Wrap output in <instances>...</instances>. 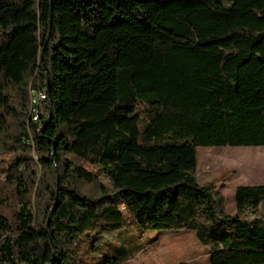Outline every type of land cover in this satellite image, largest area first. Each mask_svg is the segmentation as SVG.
<instances>
[{"label": "trees", "instance_id": "obj_1", "mask_svg": "<svg viewBox=\"0 0 264 264\" xmlns=\"http://www.w3.org/2000/svg\"><path fill=\"white\" fill-rule=\"evenodd\" d=\"M94 16L95 30L134 31L110 73ZM133 137L141 171L176 176L120 180ZM244 146H264V0H0V155H13L0 161V264H131L94 262L127 225L116 201L141 230L193 231L211 264H264V184L237 185L229 213L215 182L165 158Z\"/></svg>", "mask_w": 264, "mask_h": 264}, {"label": "rangeland", "instance_id": "obj_2", "mask_svg": "<svg viewBox=\"0 0 264 264\" xmlns=\"http://www.w3.org/2000/svg\"><path fill=\"white\" fill-rule=\"evenodd\" d=\"M92 34L87 36L94 42L97 50L106 54L108 73L122 64V42L134 31L107 33L98 28V19L93 17ZM124 30H135L125 27ZM132 134H136L135 126H130ZM133 144L134 146L133 148ZM132 146V148H131ZM135 147L140 148L134 137L131 139L128 154L120 158V180H128L138 184L157 183L164 179L176 176V170L166 175L153 172H143L136 160L141 155L135 152ZM141 149V148H140ZM179 150V151H177ZM180 152L184 163L195 170L199 184L215 182L217 188L225 196V208L229 213L235 211V187L246 184H264V146L244 147H197L179 148L168 150L165 158L168 159L173 152ZM125 154L126 152L121 151ZM148 151L143 150L146 157ZM120 155V154H118ZM12 154L0 155L3 164L12 159ZM127 159V162L125 161ZM87 169H93L91 165L84 163ZM96 171V169H93ZM134 170L135 175L129 176L128 171ZM98 172V171H96ZM40 173V172H39ZM102 181L108 183L106 177L100 174ZM6 175L0 172V183L4 182ZM116 204L124 214L127 225L119 229L115 235H106L99 243L100 254L96 255L94 262H103L105 256L118 258L120 261H129L131 264L140 262L143 264H211L208 248L201 244L191 230H141L119 201ZM89 241L85 242L84 249H88Z\"/></svg>", "mask_w": 264, "mask_h": 264}, {"label": "built area", "instance_id": "obj_3", "mask_svg": "<svg viewBox=\"0 0 264 264\" xmlns=\"http://www.w3.org/2000/svg\"><path fill=\"white\" fill-rule=\"evenodd\" d=\"M37 97V109L36 113H34V122L40 124L42 119L40 115L42 114V109L46 103V99L44 98V90H36Z\"/></svg>", "mask_w": 264, "mask_h": 264}, {"label": "bare ground", "instance_id": "obj_4", "mask_svg": "<svg viewBox=\"0 0 264 264\" xmlns=\"http://www.w3.org/2000/svg\"><path fill=\"white\" fill-rule=\"evenodd\" d=\"M32 92V91H31ZM32 94V93H31ZM31 96V95H30ZM31 104H33V105H37V97H36V95H33L32 94V96H31ZM36 109H37V107L36 106H34V107H32V113H31V117H32V119H33V121H34V113H36Z\"/></svg>", "mask_w": 264, "mask_h": 264}, {"label": "water", "instance_id": "obj_5", "mask_svg": "<svg viewBox=\"0 0 264 264\" xmlns=\"http://www.w3.org/2000/svg\"><path fill=\"white\" fill-rule=\"evenodd\" d=\"M51 212H52V209L50 210V212H49V214H48V217H49V215H50Z\"/></svg>", "mask_w": 264, "mask_h": 264}]
</instances>
